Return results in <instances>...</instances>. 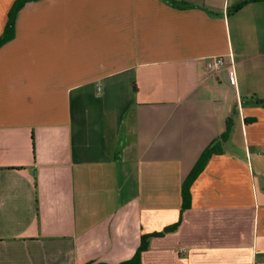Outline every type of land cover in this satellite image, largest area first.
<instances>
[{
    "label": "crops",
    "instance_id": "1",
    "mask_svg": "<svg viewBox=\"0 0 264 264\" xmlns=\"http://www.w3.org/2000/svg\"><path fill=\"white\" fill-rule=\"evenodd\" d=\"M15 1L0 0V35ZM171 1L188 6L17 13L0 47V264H124L177 223L139 264H264V0Z\"/></svg>",
    "mask_w": 264,
    "mask_h": 264
},
{
    "label": "trees",
    "instance_id": "2",
    "mask_svg": "<svg viewBox=\"0 0 264 264\" xmlns=\"http://www.w3.org/2000/svg\"><path fill=\"white\" fill-rule=\"evenodd\" d=\"M38 0H16L11 9L8 12L7 16V23L4 28L3 33L0 35V47L5 44L7 41H9L13 37V29H14V22L17 13L26 7L27 5L36 2ZM168 2L177 7L181 6H188L187 3L185 2H174L171 0H168ZM251 2V0H244L241 1L229 8V12H236L239 9H241L244 5L248 4ZM230 131V119L227 120L226 122V130L225 133L221 136L220 141L218 143L212 144L208 147H206L201 154L199 155L197 161L195 162L194 166L192 167L190 173L188 176L185 178L181 185V213L184 212L185 210L190 208V203H191V194H190V187L192 183L195 181V179L198 177V175L203 171L206 163L208 162L209 158L212 155L215 154H221L222 151V143L225 141L226 135ZM179 223L174 224L172 226L166 227L162 232L158 233H153L149 235H143L140 239V245L136 251L135 258L127 263L124 264H139V255L146 251L148 248V240L152 237H161L166 233L174 231Z\"/></svg>",
    "mask_w": 264,
    "mask_h": 264
},
{
    "label": "built area",
    "instance_id": "3",
    "mask_svg": "<svg viewBox=\"0 0 264 264\" xmlns=\"http://www.w3.org/2000/svg\"><path fill=\"white\" fill-rule=\"evenodd\" d=\"M225 65V61L222 57H213L210 58L206 64L205 67L207 71L211 73L218 72L223 66ZM229 75L232 78L233 77V68L232 66L229 68Z\"/></svg>",
    "mask_w": 264,
    "mask_h": 264
}]
</instances>
